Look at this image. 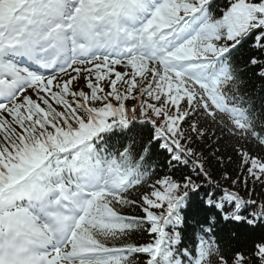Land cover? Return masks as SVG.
<instances>
[{
	"label": "snow or ice",
	"instance_id": "obj_1",
	"mask_svg": "<svg viewBox=\"0 0 264 264\" xmlns=\"http://www.w3.org/2000/svg\"><path fill=\"white\" fill-rule=\"evenodd\" d=\"M248 38L264 49V0H0V264H264V230L218 228L264 223V199L214 181L185 127L264 145L230 59ZM157 146L190 171L152 180ZM239 151L264 183V156Z\"/></svg>",
	"mask_w": 264,
	"mask_h": 264
},
{
	"label": "trees",
	"instance_id": "obj_2",
	"mask_svg": "<svg viewBox=\"0 0 264 264\" xmlns=\"http://www.w3.org/2000/svg\"><path fill=\"white\" fill-rule=\"evenodd\" d=\"M215 1L217 2V8H224L228 3V0ZM263 51L264 49L258 50L253 47L252 38H248L242 41L232 58H230L237 69L240 82L239 93L245 97L246 103L252 105L251 113L254 115L258 125L264 123V77L259 75L260 68L252 65L250 60L255 56L259 61H264ZM193 121H196L198 126L205 130V133L202 136L190 133L192 136V147L201 155L205 169L211 174L212 179L219 181L222 188L229 187L239 191L245 199L249 198L246 192L253 190L252 198L258 201L264 199V183L254 182L251 177H248L245 183L246 172L242 170V157L239 151L243 149L250 154L264 156V145L255 140L241 139L239 136L231 134L226 127L214 124L210 120H205L199 114L192 116L185 127L188 128ZM150 166L154 167L156 172V175L152 176V180L164 173H174L176 176H180L190 171L189 167L181 163L175 161L170 163L169 154L160 150L158 146L153 150ZM226 173L229 177L227 180L224 179ZM233 180L239 181L234 187L232 185ZM147 183H151V180L146 181ZM208 190L210 191L211 189ZM200 200L201 193L193 194L187 207L181 212V215L185 217V222L178 229L181 231L182 236L189 233L195 221L206 214L205 209L207 206L201 205ZM128 214H139V210L129 209ZM208 214L210 215L211 213ZM218 228L222 236V242L227 243L230 241L233 232H240L242 240L246 239L248 235L259 234L261 230H264V223H260L253 228L233 222H225L221 219ZM130 239L143 241L147 239V233L137 231L131 235ZM133 259L143 261L144 257H134Z\"/></svg>",
	"mask_w": 264,
	"mask_h": 264
}]
</instances>
